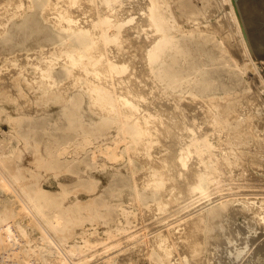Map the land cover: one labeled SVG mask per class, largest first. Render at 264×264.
<instances>
[{"label": "bare ground", "instance_id": "1", "mask_svg": "<svg viewBox=\"0 0 264 264\" xmlns=\"http://www.w3.org/2000/svg\"><path fill=\"white\" fill-rule=\"evenodd\" d=\"M43 2L31 27L36 45L20 41V48L0 52V57L15 62L26 83L31 79L42 103L60 104L71 136L81 137L73 149L69 144L49 148L52 163L88 154L99 137L112 138L122 149L112 153L122 155L118 160L129 171L138 217L144 216L150 202L159 216L157 231L147 223L139 229L141 234H129L142 240L138 246L146 250L147 264H220L224 253L233 255V260L241 257L253 244L250 238L241 245V239L249 236L246 231L264 233V199L247 193L264 177V128L246 123L245 127L238 121L237 108L229 103L232 87L218 83L213 75L221 63L230 69L238 63L203 53L192 39L196 30L214 31L200 24L187 27L186 21L193 19L183 18L171 0ZM3 30L6 26L0 33ZM20 56L26 65L18 63ZM85 104L100 116L98 121L92 118L86 123ZM110 128H115V135H108ZM1 160L0 187L18 194L21 211L36 224L42 243H30L24 229L20 234L0 214V254L4 251L8 257L13 250L31 264H92L97 255L88 250L95 242L86 235L80 241L69 231L74 220L90 216L83 211L88 205L57 201L58 194L47 188L25 187L18 172L2 171L6 165ZM239 213L243 224L237 221ZM152 230L153 234L147 233ZM116 245L104 241L103 252ZM261 245L251 254L264 253ZM113 262L105 257L99 264Z\"/></svg>", "mask_w": 264, "mask_h": 264}, {"label": "rangeland", "instance_id": "2", "mask_svg": "<svg viewBox=\"0 0 264 264\" xmlns=\"http://www.w3.org/2000/svg\"><path fill=\"white\" fill-rule=\"evenodd\" d=\"M171 3L180 10L183 18L189 17L193 19V21H186L188 22L186 23V25L188 24L187 27H198L200 24L203 28L214 31L208 32L205 30L199 33L200 30H196L194 35L192 34L194 43L202 48L203 53L211 54L219 61H224V63L227 61L231 64L238 63V66L233 65L231 69L226 68L227 65L221 63L217 65L219 69H215L213 75L218 78V83L225 82L232 87L230 91L232 100L229 103L233 104L234 108H237L235 110L237 111L238 121H241L245 127L248 124H250L248 127H251L252 124L253 127L256 125L261 126L262 124L264 128V64L242 0H237L236 2L233 0H171ZM43 6V0H0V21L2 20L0 27L6 26V30L0 33V52L2 54L12 51L13 47L15 49L19 47L20 41H25L30 46L36 45L34 43L36 40L35 33H32L33 23L35 22L34 17L37 16ZM22 11L24 12L22 13ZM53 16L56 15L54 14ZM197 21L200 22L197 23ZM25 28L27 29L25 30ZM244 28L247 38L244 35ZM13 43L15 46H13ZM10 45L12 46L10 47ZM244 45H247L249 52L246 51ZM222 47L224 50L226 49V52ZM18 51L16 50L15 54L11 53L10 55H16ZM221 53L224 54L226 61L222 59ZM249 55L256 63L255 65ZM17 61L21 65H26L25 60L21 56L17 58ZM14 63L9 58L0 57V158L6 165V168H3L2 171L13 174L18 172L25 187H35L37 190L47 188L52 193L58 194L57 199H55L57 201L63 200L66 204L78 201L83 205H88V208L83 211L90 216L86 217L85 220L79 218L74 220L69 231L74 233L75 238L80 241L83 239L82 236L86 235L85 237L92 238V241L95 242L88 250V252L91 251L94 252V255H97L92 264L93 262L99 264L105 257L111 258V262L114 261L111 264H147V259L145 258L146 250L142 251L138 246L142 240L140 237L132 238L129 234H135V232L136 234H141L142 231L140 232V230L144 224L148 225L147 223L150 224L151 229L154 227V230H156L157 227H160L159 222H157L159 216L154 215L157 211L155 212V207L151 209L154 203L150 202L146 211L142 213L144 216L141 219L138 217L137 206L133 204L132 188L129 185V171L126 169L127 167L123 160H118L122 159V155L114 156L112 153L114 150L117 153L122 152V149H119L118 143H114V139L112 140L111 138L107 139L108 141H104L99 137L95 139L97 141L96 144L90 145L92 149H89L88 154L83 153L69 161L59 160V162L52 163L47 151L49 148L69 144L70 148L73 149L75 141L77 139L80 140L81 137L74 138L71 136V131L67 128L68 120L65 118V121L63 116H60L61 105L42 103L44 100L40 93L34 92L31 79H26L28 81L26 83V76L16 69ZM32 71L33 68L30 66L28 72ZM218 92L220 93L221 91L218 90ZM233 97L238 98V100L233 99ZM238 101L241 103L238 104ZM44 107L49 109H43ZM83 110L86 123L89 124L92 118L94 121L100 119V116L96 112L91 111L87 104H85ZM107 130L110 136L116 133L115 128ZM88 133L92 136L90 131ZM19 168L21 170L18 171ZM257 182L260 183L258 184ZM94 184L95 186L93 187ZM255 184L252 188L248 187V190L246 189L247 193H250V197L264 199V177L262 180L256 181ZM251 189L255 194L250 192ZM256 193L260 196H256ZM245 195L248 196L247 194ZM21 204L22 202L17 193H7L0 187V214L9 218L18 232L20 231V234L24 232V236L30 243H42L40 231L32 221V218L26 212L21 211ZM247 211V209L244 210V212ZM187 212L185 213L187 214ZM194 212L193 214L197 213ZM190 214L188 213L185 219L189 215V217L192 216L191 211ZM147 217L150 220H147ZM237 221L240 224L244 223L245 218L241 213L237 214ZM83 228L86 231H82ZM154 230L151 232L147 231V233L153 234ZM246 232H249V236L241 239L243 240L242 244L241 240L238 243L236 242L237 245H243L245 239L250 238L251 242L255 244H252L251 248L248 246L245 249L247 251H244L245 253L242 255L243 257H239L236 259L237 261L233 260V255L230 256L229 253H224L222 255L224 258L220 257L223 260H221L220 264H249L251 262V264H264V253L259 251L257 253L258 258L251 254L253 250L264 243V233L259 230L258 232L247 230ZM259 236L261 237L259 238ZM94 239L97 241H94ZM104 241H108L111 245H116L115 242L120 244L116 245V247L112 246L111 250L109 249L106 254L103 252ZM231 247L233 250L235 249L234 245ZM1 253L0 255L2 256L4 251ZM218 253L220 252L216 251V255ZM6 254L2 257L0 256V264H31L23 257H20L16 251L12 250L11 254L13 256L10 254L11 256L7 257ZM261 254L263 255L261 256ZM212 255L215 254L212 253Z\"/></svg>", "mask_w": 264, "mask_h": 264}, {"label": "water", "instance_id": "3", "mask_svg": "<svg viewBox=\"0 0 264 264\" xmlns=\"http://www.w3.org/2000/svg\"><path fill=\"white\" fill-rule=\"evenodd\" d=\"M242 3L264 64V0H242ZM244 32L247 36L245 28Z\"/></svg>", "mask_w": 264, "mask_h": 264}]
</instances>
